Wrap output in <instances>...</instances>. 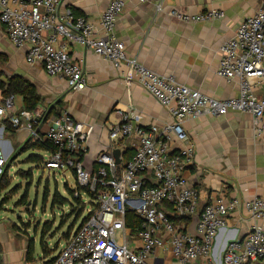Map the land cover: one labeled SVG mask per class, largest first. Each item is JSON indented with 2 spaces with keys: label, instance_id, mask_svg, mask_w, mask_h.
Returning <instances> with one entry per match:
<instances>
[{
  "label": "built area",
  "instance_id": "obj_1",
  "mask_svg": "<svg viewBox=\"0 0 264 264\" xmlns=\"http://www.w3.org/2000/svg\"><path fill=\"white\" fill-rule=\"evenodd\" d=\"M127 2L110 0L96 27L88 18L63 9V0H0V23L15 47L26 48L29 65H41L48 75L63 78L70 91H82L87 86L83 65L68 51L70 44H79L110 62L117 71L124 68L127 82L142 85L172 116L168 124L152 125L146 130L123 114V123L111 130L110 137L136 138L133 156L118 164L112 154L100 153L97 169L89 171L80 157L85 153L90 128L62 111L40 135L33 128V122L40 118L38 111L23 110L15 95L0 104V131L4 129L2 120L8 116L13 127L27 129L33 141L50 140L56 151L45 159L44 167L49 172L73 171L77 184L94 196V208L69 236L53 264H150V258L156 259L161 251L169 252L179 264L264 261V199L231 197L223 191L198 212V191L185 174L194 161L195 147L184 127L187 118L220 117L231 111L250 114L257 123L263 119L264 99H259L254 89L264 81V3L220 47L217 74L237 80L239 93L217 100L126 56L125 43L116 38L114 31ZM171 15L186 23H197L220 19L224 12L215 9L187 14L173 10ZM176 142L180 147L171 152ZM8 163L9 157L0 145V179ZM83 194L75 192L74 196L83 200ZM164 204L177 218L198 214L195 232L175 224L162 210ZM234 211L248 214V232L230 240L217 261L215 240L226 225V215ZM127 212L142 218L136 237L126 227Z\"/></svg>",
  "mask_w": 264,
  "mask_h": 264
},
{
  "label": "crops",
  "instance_id": "obj_2",
  "mask_svg": "<svg viewBox=\"0 0 264 264\" xmlns=\"http://www.w3.org/2000/svg\"><path fill=\"white\" fill-rule=\"evenodd\" d=\"M109 1L63 0V9H70L74 15L84 16L99 27ZM263 3L264 0H146L143 3L128 0L116 22L114 33L118 40L125 43L127 57L137 59L159 75H172L181 84L206 96L226 100L238 95L239 84L237 80H227L217 74L220 47L234 36L242 22L256 14ZM215 9L223 11L224 16L206 22L186 23L171 15L173 10L198 14ZM0 50L9 58L5 74L23 76L35 85L43 98V103L37 108L40 118L36 132L40 135L46 132L62 111H67L74 121L91 129L85 153L80 157L83 167L89 171L97 169L96 158L100 153L112 154L119 149L120 163L133 156L136 138L110 137L111 130L123 123V114L131 116L136 126L146 130L152 125L162 127L172 119L169 110L142 85L136 81L127 82L123 76L124 68L117 71L110 62L79 44H70L68 51L73 60L82 63L87 86L74 92L70 91L63 78L48 75L41 65H29L25 59L26 48L15 47L1 23ZM254 92L259 99H264V81ZM17 98L18 106L22 107V98ZM53 107L58 108L59 114H52L43 120L42 117ZM2 122L4 129L0 131V145L10 159L16 148L30 138V134L25 128L7 129L8 123L12 125L8 116ZM184 127L195 147L194 161L186 168L185 174L198 191V212L223 191L231 197L264 199V117L257 123L250 114L231 111L220 117L187 118ZM179 147L176 142L170 150L176 152ZM49 155V152L42 153L43 164ZM71 177L75 179L73 171ZM148 181L152 182L150 178ZM65 194L61 195L72 200L68 192ZM66 206L68 212L65 215L68 216L71 209L69 203L54 208L62 212ZM50 208L54 210L51 201ZM162 210L175 224L195 232L198 214L185 224L174 216L167 204L162 206ZM60 215L58 213L57 223H60ZM69 218L71 222L61 226L60 235L50 247L53 250L57 245L58 251L51 253L47 250L40 254L37 243L29 256V243L15 228L19 224L10 219L7 224L5 220L8 218L0 212L3 264H53L52 258L78 228L71 227L75 216ZM225 218L226 225L214 244L217 261H220L226 244L234 238L243 237L251 223L248 214L242 211L230 212ZM128 231L132 234L130 229ZM133 236L136 237V234ZM135 240L139 245L140 241ZM149 263L179 264L169 252L162 251L156 259L151 257ZM257 264H264V261H257Z\"/></svg>",
  "mask_w": 264,
  "mask_h": 264
},
{
  "label": "rangeland",
  "instance_id": "obj_3",
  "mask_svg": "<svg viewBox=\"0 0 264 264\" xmlns=\"http://www.w3.org/2000/svg\"><path fill=\"white\" fill-rule=\"evenodd\" d=\"M5 72V65L0 66ZM11 158V156H10ZM33 169V178L31 181L27 179V171ZM21 170L25 171V176L20 174ZM67 176V177H66ZM72 176V171L66 169L64 171L49 172L43 166L27 164V155L23 154L10 164L9 170L2 180V191H0V212L8 218L5 220L9 224V219L19 225L15 228L19 229L20 236L26 238L27 242L33 241L35 244L39 243L40 233L43 228V223L51 220V230L45 231L41 238H44L46 242V250H50V247L54 246L55 238L60 235V229L62 225H66L71 222L65 215L68 212V207H64V211H56L50 208L51 197L54 194V190L58 189L61 194H65L66 186L75 189L77 188V182ZM66 180H68L66 182ZM4 184V185H3ZM25 189H29V192H24ZM48 190V194L47 191ZM47 199L44 201V196ZM24 199L27 201V205L20 202ZM84 210L81 218L75 224L76 228L86 218L94 208V201L86 193L83 194ZM59 210V209H58ZM58 213H60L63 223H57ZM67 221V222H66ZM58 224V225H57ZM57 226V227H56ZM59 226V227H58ZM36 248L40 254H43L40 245L37 244Z\"/></svg>",
  "mask_w": 264,
  "mask_h": 264
},
{
  "label": "trees",
  "instance_id": "obj_4",
  "mask_svg": "<svg viewBox=\"0 0 264 264\" xmlns=\"http://www.w3.org/2000/svg\"><path fill=\"white\" fill-rule=\"evenodd\" d=\"M8 60H9L8 55L5 52L0 50V66L5 65L8 62ZM12 95L20 96L22 98V102H23L22 109L29 111V112L37 111V108L39 106H41V104L43 103V98L38 94L37 89L33 83H31L29 80L25 79L21 75H9L8 76L4 73L3 69L0 68V104L3 103V101L7 97L12 96ZM57 109L58 108H55V107L51 108L42 117V119L44 120V118L46 119L47 117H49L52 114L58 115L59 113H57ZM42 119H40V121ZM38 120H39V118H38ZM38 120H37V122H33V128L34 129H36L38 126ZM12 127L13 126L10 125L9 123L6 126V128L9 130L10 129L13 130ZM14 129H15V127H14ZM55 151H56V147L53 145V143L50 140L42 141L41 139H38L36 141H33L31 138H29L23 145L16 148V150L12 154L11 158L9 159V163L5 169V172L2 176V178L0 179V191H2V180H3L4 176L6 175V173L8 172L10 164L13 163L21 155L28 153L27 164L37 165V166L41 165L44 167V164H43L44 157L42 156V153L43 152H49L51 154V153H54ZM27 172H28L27 173V175H28L27 179L29 181H31L33 178V169H30ZM53 173H55V172H53ZM20 174L21 175L23 174L25 176L26 173L24 170H21ZM65 189L69 193V196L72 198V200L62 196L60 194V191L58 189H55L54 190L55 193L52 196L51 205H52V208H54L57 205L63 206L67 203L70 204L71 209L67 215L70 217L75 216L74 224L72 223V226H71L73 229V228H75V226H76L75 224L77 223V221L81 218V215H82L83 210H84V203H83L82 198L80 196L75 197L74 193L75 192H79V194L86 193L92 199H94L93 198L94 196L89 193V190L87 188L80 187L78 184H77V188H75V189L69 187L68 185L66 186ZM24 192H29V189H25ZM46 192L48 194V190ZM46 199H47V196L45 194L44 201ZM20 203L24 204L25 206L27 205V201L25 202L24 199ZM190 218L191 217L179 218V219H181L182 221L185 222V224H187V222L190 220ZM125 219H126V227L131 230L132 234H137L138 231L141 229L142 218L140 216H138L135 212H127ZM85 220H86V218H84L83 221H85ZM63 221L64 220H61L60 224L63 223ZM50 222H51V220L50 221L48 220V222L43 223V228H42L41 233H40L39 245H40L43 252L47 251L46 245H45L46 242H45L44 238H41V237L45 231L51 230V223ZM34 247H35V243L33 241H30L29 242V249H28L29 256H31V254L33 253ZM58 250H59V246H57V245L55 246V248L53 250L50 249L51 253H54ZM55 257L52 258V260H51L52 262H54Z\"/></svg>",
  "mask_w": 264,
  "mask_h": 264
},
{
  "label": "water",
  "instance_id": "obj_5",
  "mask_svg": "<svg viewBox=\"0 0 264 264\" xmlns=\"http://www.w3.org/2000/svg\"><path fill=\"white\" fill-rule=\"evenodd\" d=\"M120 153L121 152L119 149L114 150L112 153L113 157L115 158V160L118 164H120Z\"/></svg>",
  "mask_w": 264,
  "mask_h": 264
}]
</instances>
